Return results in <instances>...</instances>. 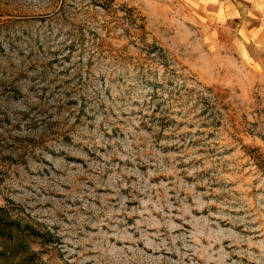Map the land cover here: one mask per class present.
<instances>
[{
    "label": "rangeland",
    "instance_id": "rangeland-1",
    "mask_svg": "<svg viewBox=\"0 0 264 264\" xmlns=\"http://www.w3.org/2000/svg\"><path fill=\"white\" fill-rule=\"evenodd\" d=\"M195 0H0V264H264V30Z\"/></svg>",
    "mask_w": 264,
    "mask_h": 264
},
{
    "label": "crops",
    "instance_id": "crops-1",
    "mask_svg": "<svg viewBox=\"0 0 264 264\" xmlns=\"http://www.w3.org/2000/svg\"><path fill=\"white\" fill-rule=\"evenodd\" d=\"M202 6L218 7L226 9L227 14L233 15V23L236 25H261L264 30V0H195Z\"/></svg>",
    "mask_w": 264,
    "mask_h": 264
}]
</instances>
